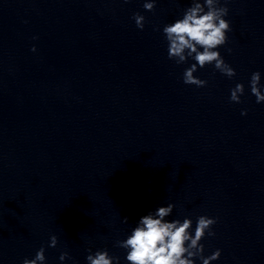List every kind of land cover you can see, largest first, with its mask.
<instances>
[{"label": "clouds", "instance_id": "9594fccd", "mask_svg": "<svg viewBox=\"0 0 264 264\" xmlns=\"http://www.w3.org/2000/svg\"><path fill=\"white\" fill-rule=\"evenodd\" d=\"M128 2V0H124ZM157 0H145L143 7L146 11H154ZM228 0H191V6L184 10L182 18L163 27V34L168 42V58L177 65L186 63L189 58L195 61L183 73V83L205 87L206 80H201L194 73L198 67L214 65L221 74L232 78L236 75L235 69L227 64L219 47L228 41L227 33L231 31L230 21L225 19L229 13L226 6ZM138 29L143 30L145 17L134 13ZM158 30V29H157ZM35 51V48L32 49ZM230 51V49H229ZM261 74L253 72L249 81L251 94L256 97V102H264V94L260 90ZM243 84H236L231 89L230 101L241 103L240 97L244 94ZM246 115V111L241 113ZM175 205L159 206L155 211L142 216L131 234L116 245L127 250L128 264H194V258L199 257L202 264H211V261L220 258L221 250L217 249L208 257L203 256L204 245L200 243L205 235L215 236L211 230L217 222L215 218L201 215L197 218L194 236L191 234L192 220H166L171 215ZM127 223L128 218L124 217ZM57 237L50 238V247H56ZM90 251V250H89ZM45 249L41 247L33 259H24L23 264H43ZM68 257L67 252L61 253L59 259L63 261ZM88 264H119L118 256L109 255L106 249L97 250L86 257Z\"/></svg>", "mask_w": 264, "mask_h": 264}]
</instances>
